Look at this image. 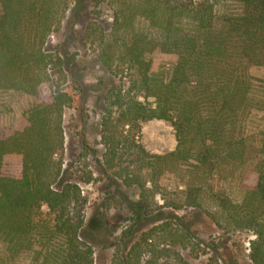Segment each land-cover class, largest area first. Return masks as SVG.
Segmentation results:
<instances>
[{"label": "trees", "instance_id": "obj_1", "mask_svg": "<svg viewBox=\"0 0 264 264\" xmlns=\"http://www.w3.org/2000/svg\"><path fill=\"white\" fill-rule=\"evenodd\" d=\"M92 1L0 0V90L37 99L0 128V264H94L82 234L86 199L63 165L72 98L60 86L76 59L50 37L67 15L84 21L75 33L96 45L102 69L135 75L134 94H101L102 173L138 186L146 210L159 176L177 170L182 187L171 204L251 230L249 258L264 264V127L247 128L252 119L264 124V81L249 73L264 65V0H102L111 11L105 26L89 19ZM153 118L173 127V150L152 153L134 138ZM132 234H122L116 264H138L123 252Z\"/></svg>", "mask_w": 264, "mask_h": 264}, {"label": "rangeland", "instance_id": "obj_2", "mask_svg": "<svg viewBox=\"0 0 264 264\" xmlns=\"http://www.w3.org/2000/svg\"><path fill=\"white\" fill-rule=\"evenodd\" d=\"M104 5L102 0H93L87 8L89 19L100 26H105L103 20L111 21V11ZM67 16L60 32L50 37L55 45L66 41L69 53H74L76 59L60 86L72 98L64 113L67 135L63 165L67 166L66 176L77 179L81 195L86 199L82 234L92 244L94 264H116L113 260L116 246H124L120 239L130 227L133 234L128 236V246L123 252L131 263L138 260V264H145L153 260V264H252L249 251L254 235L251 230L235 229L225 222L218 225L197 209L176 208L171 204L178 199V190L182 187L183 179L177 170H165L159 176L156 187L152 188L157 193L146 210L140 202L138 186L125 185L116 175L109 174L111 179L102 173L105 148L99 132L101 94L108 89L134 94L131 85L135 75L132 70L116 68V64L109 71L102 69L96 61V45L89 41L85 45L75 33L78 30L82 34L84 21ZM156 54L155 50L150 56ZM249 73L258 82L264 81V65L249 67ZM138 98L143 100L142 96ZM36 101L35 96L22 91L0 90V128L16 123ZM261 121L252 119L247 128L250 132L261 130L264 127ZM133 131L134 138L149 152L164 153L175 147L174 129L167 121L149 119L140 123L138 131ZM87 176L92 177L90 182L83 180ZM232 189L236 191L235 185ZM132 205L137 209L132 210ZM4 249L0 242V253Z\"/></svg>", "mask_w": 264, "mask_h": 264}]
</instances>
